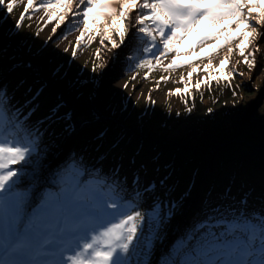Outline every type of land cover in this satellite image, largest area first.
I'll list each match as a JSON object with an SVG mask.
<instances>
[{
	"label": "rangeland",
	"instance_id": "1",
	"mask_svg": "<svg viewBox=\"0 0 264 264\" xmlns=\"http://www.w3.org/2000/svg\"><path fill=\"white\" fill-rule=\"evenodd\" d=\"M23 10L24 4L15 7L11 14L0 8V81L16 73L6 90V95L10 97V111L14 113V107L20 104L21 115L25 113L21 119L25 118L24 121L29 122L33 118L43 124L40 131L31 125L27 128L35 132L39 138L37 153L40 162L47 158L43 162L44 167L38 170L37 180L33 178L32 166H28L25 173L19 177L20 183L17 185L18 190H30L29 211L40 203L45 192L50 191L55 195L62 187H72L74 179L71 176H66L62 184L57 183L60 179L58 175L48 176V168L61 160H63L61 164L55 165L56 167L66 169L75 166L81 171L82 174L76 177L81 181V185L88 182L89 175L96 168L99 169L96 170L95 176H98L97 172L115 173L119 179H127V184L134 183L139 176L138 185L142 190L147 185H156L155 189L149 192L147 203L138 209L145 214V223L141 231L146 227L147 212L151 210L153 204L159 202L166 216L158 231L159 239L155 242L150 257L151 264H160L165 253L203 218L209 205L213 207L232 205L239 208L238 201L244 198L248 201L249 211L264 208V173L257 169L248 172V164L245 166L242 164L245 159H250L256 154L251 151L254 149L246 144L258 141L264 133V27L257 26L261 36L255 44L261 54L257 56L255 53L256 65L251 71L243 63L239 49L235 48L238 41H234V52L225 73L235 64L236 72L243 75L234 74V78H229L231 80L229 86L228 81L219 72H213L212 76L217 77L219 82L209 78L207 83H201L198 90L195 87L197 81L204 80L207 76V73L201 70L203 65L200 61L193 62V67L200 65V68L192 74L191 79L187 75L191 68L187 65L175 71L162 70L164 65L171 62L175 53H170L167 58L161 57L162 64L150 73L147 68L135 67L140 58L152 59L151 54L137 50L140 46L133 42L136 27H129L124 43L109 51L111 44L105 41L102 46L97 32V28L102 32L104 22L101 21L100 25L94 26L92 21H89L92 31L85 33L82 46L74 58L72 51L76 47L77 37L80 36V32L76 30L79 16L73 18L70 13L53 34L52 28L56 21L51 22L53 25L49 30V23L45 24L47 17L43 16V11H40L41 14L35 13L31 20L25 19L23 26L16 29L15 24ZM137 11L134 9L131 13L133 25ZM38 28H43L39 35L36 34ZM80 30L83 31L82 26ZM218 30L222 31L223 28ZM88 35H93L95 39L89 46L84 47L83 45L88 44ZM113 37L119 43V37L115 33ZM220 43L223 44V40ZM181 46L187 47L186 44ZM97 49H100V59H96ZM247 51L248 49L245 50L246 55ZM17 53L20 56H17ZM222 57L223 51L213 60V64H218ZM186 58L181 56V59ZM237 61L240 63L236 64ZM206 62L205 60L204 63ZM94 63H103L104 66L93 71ZM35 67L39 69L36 70ZM146 74L148 79H144ZM133 76L136 78L132 79ZM162 76L168 78L167 82L161 81L157 87L156 81ZM181 76L184 77V82H180ZM125 83L128 84L127 88L124 87ZM176 89H181L180 93L177 94ZM169 91L173 92L171 96L167 95ZM233 91L236 92L235 96ZM149 95L151 101L155 103L150 102ZM104 119L110 120L112 124L115 121L117 124L129 121L131 130L135 131H120L121 147L128 143L132 144V148L128 150L132 154L127 156V160H122L123 163L121 161L117 163L111 158L112 151L118 149V146L117 149L115 146V136L118 132L112 125L101 126L100 122ZM24 121L26 125L28 122ZM227 124H232L236 134L232 138L227 136L225 144L218 150L230 151V156L233 157L230 165L226 163L228 166H224L218 161L216 151L212 150V146L206 145L205 138H202L199 141L200 145L196 147L190 145L187 129L196 126L197 130L201 128L200 126H209L214 131L213 135L217 133L226 135L224 125ZM72 137L75 139L70 140ZM99 137L106 139L107 147L96 143ZM144 137L151 140L143 141ZM46 143L50 146L51 156L42 153V147ZM143 143L144 153L151 152L152 146L155 145L161 155L165 152L172 155L175 150L177 154L185 152L187 156H180L181 163L192 166L199 160L194 166V171H190V183L179 187L180 189L176 188L168 178L166 179L165 173L152 166L151 162L144 165L146 171H149V168L152 171L139 173L138 165L141 166L143 163L138 162V159L134 162L132 160L141 152L135 146ZM63 147L67 149L64 150ZM243 149L249 151L244 152ZM260 151L264 152V149ZM119 154L124 152L119 151ZM189 154L195 155L194 162H190ZM150 155L149 158L153 156ZM235 161H238L237 165ZM13 167L21 169L24 164ZM234 172H238V178ZM96 179L99 178H93ZM216 189L220 191L225 189V194L221 197L204 196L205 191L214 192ZM104 190L107 191L106 188ZM232 194L238 195L236 200L229 199V195ZM124 198L128 200L132 197ZM208 201H211V204H208ZM169 210L171 215H167ZM188 213L197 214L193 222L184 221Z\"/></svg>",
	"mask_w": 264,
	"mask_h": 264
},
{
	"label": "snow or ice",
	"instance_id": "2",
	"mask_svg": "<svg viewBox=\"0 0 264 264\" xmlns=\"http://www.w3.org/2000/svg\"><path fill=\"white\" fill-rule=\"evenodd\" d=\"M20 4H24V10L16 29L40 11L47 17L46 25L56 21L53 34L70 13L73 18L79 16L76 30L80 36L72 51L74 58L85 33L92 31L89 21L94 26L104 22L102 32L99 28L97 32L102 46L105 41L111 44L109 51L124 43L129 27H136L133 42L140 46L138 51L151 54L152 59L140 58L135 67L147 68L150 73L162 64L161 57L175 53L162 70L170 72L187 65L191 68L187 74L191 79L200 68V65L193 67V62L200 61L207 76L197 81L198 90L209 78L219 82L213 72H219L229 86V78H234V74L243 75L236 72L235 64L225 73L234 52V41H238L235 48L251 71L256 65L255 53L259 51L255 44L261 36L257 26L264 27V0H0V8L6 9L7 14ZM134 9L138 11L133 25ZM221 28L222 31L218 30ZM42 31L43 28H38L36 34ZM113 33L119 37V43ZM94 39L88 35V44L83 46H89ZM183 44L187 47H182ZM222 51L223 57L214 65L213 60ZM95 55L100 59V49ZM182 55L187 58L181 59ZM103 66L94 63L92 70ZM144 79H148L147 74ZM167 79L162 76L156 81L157 87ZM180 82H184L183 76ZM180 91L175 90L177 94ZM148 99L155 103L150 95ZM9 100L6 90L0 89V264H151L158 231L166 216L159 202L153 204L141 231L145 214L138 209L144 193L154 190L155 184L136 190L131 199L125 200L126 189L117 192L119 185L115 181L108 184L101 178L81 185L76 179L81 171L69 166L57 174L60 177L57 183L62 184L66 176H71L72 187H62L55 195L45 192L40 203L28 210L30 190H18L17 185L28 166H32L33 178L38 180L39 138L10 111ZM17 164L24 167L15 169L13 165ZM139 179L137 176L134 184ZM238 203L239 208L209 205L203 218L165 253L160 264H264V208L249 211L244 198ZM167 215H171V210Z\"/></svg>",
	"mask_w": 264,
	"mask_h": 264
},
{
	"label": "trees",
	"instance_id": "3",
	"mask_svg": "<svg viewBox=\"0 0 264 264\" xmlns=\"http://www.w3.org/2000/svg\"><path fill=\"white\" fill-rule=\"evenodd\" d=\"M17 57V56H16ZM44 72V71H43ZM99 102V100H98ZM125 104V102H124ZM99 109V107H98ZM139 109L137 108L136 111H138ZM106 123H108L107 125H112L113 129L118 132V135L115 136V146L117 150H113V154H112V158L113 159H122V160H127V156H131V152H128V150L130 148H132V144H125L123 147H121V134L120 131L122 130L123 132H135L133 130H131V126L129 121H125L123 122V126L118 125V124H112L109 121H107ZM106 124H102L101 126L105 127ZM201 128H198L196 130V126L193 129H187V137L188 140L190 142V145L192 147H196L197 145H200V140L202 138H205V142L207 143L206 145H210L212 146V150L216 151L217 155L216 158L218 159L219 162H221V164H223L224 166H228L230 165V160L233 159V157L230 156V151H228V149L226 150H218L221 146H223L225 144L226 141V137L227 136H234L236 134L235 129L232 128V124H227L224 125V132L226 133V135L224 133H217L215 135H213L214 131H212V128L209 126L203 127L200 126ZM193 130V131H192ZM136 134V133H135ZM222 134V136L220 135ZM136 136H138L136 134ZM180 141H182L181 139H179ZM106 139H103L102 137H99L96 140V143L98 144H103L104 148L106 146ZM108 142V141H107ZM95 143V144H96ZM181 144V143H179ZM252 144L254 146H256L259 149H264V133L262 136H260V138L258 139V141L254 142L252 141ZM107 147V146H106ZM119 147H120V151L124 152V154H119ZM138 150H140L141 152L138 154H136V158H134L132 161L134 162L136 159L142 160L140 162L143 163V165H141L140 168H146V164L148 162H151L152 166H155L156 168L160 169L163 173H165V177L166 179L168 178L170 180V182L173 184V186H175L176 188L180 189L181 187L187 185L188 183H190L191 180V175H190V171H194V166L196 164V162L198 163L199 160L195 159V155L194 154H189L188 157L190 158V162H194L192 166L185 164V163H181L180 160L178 159L176 160V156L178 158H180L181 155L187 156L185 152L181 151L180 153H176L177 150H175V152L172 155L167 154V152L163 153L162 155L160 154L158 147L153 145L152 146V151H151V155L153 154V158H149V157H144L143 154L144 153V143L143 144H137L135 146ZM156 149V150H155ZM230 150V149H229ZM104 151V149H103ZM244 152H247L249 150H245L243 149ZM252 152H255L257 154V158L258 160L256 162H252L250 161V159H245L242 164L243 166L247 165L248 168V172L251 171L252 169H257L258 171H261L264 173V152L262 151H255V150H251ZM115 153V154H114ZM137 153V152H136ZM158 154V156H156ZM160 155V156H159ZM120 156V157H119ZM163 156V157H162ZM145 158V160L143 159ZM227 160V161H226ZM238 161H235V164L237 165ZM228 165H225V164ZM145 164V165H144ZM149 171H152L150 168L148 169ZM144 173L145 172H149L146 171L145 169L142 170ZM235 176L238 178V172H234ZM235 177V180H236ZM180 187V188H179ZM204 196L206 198L211 197L212 195L215 197H221L225 194V189L223 191H220L219 189H216V191H205L204 192ZM238 195L237 194H232L229 195V199L234 200ZM236 200V199H235ZM208 204H211V201L207 202Z\"/></svg>",
	"mask_w": 264,
	"mask_h": 264
},
{
	"label": "bare ground",
	"instance_id": "4",
	"mask_svg": "<svg viewBox=\"0 0 264 264\" xmlns=\"http://www.w3.org/2000/svg\"><path fill=\"white\" fill-rule=\"evenodd\" d=\"M37 13H39V14H41L42 12H37ZM52 25H53V23H49L48 24V29L49 28H51L52 27ZM49 30H51V29H49ZM137 31H135V33H136ZM261 54V51H258L257 52V56H259ZM35 69L36 70H38L39 69V67H35ZM17 74L16 73H12V74H10V75H8V76H6V77H4V78H2L1 79V81H0V89H4V90H7L8 89V86H10L11 85V83H12V79H14V77L16 76ZM9 108H10V103H9ZM14 113L17 115V116H19L20 115V120L23 122L24 120H25V118L24 119H21L22 118V116L23 115H25V113H23V115H21V110H20V104L19 105H17V106H15L14 107ZM27 120H29V118L27 117ZM24 122H28V121H24ZM30 122V123H29ZM27 124H26V127H28L29 125H31V126H35V128L37 129V131H40V129L43 127V124H41V123H39V121H35L33 118H32V120L31 121H29ZM100 122V121H99ZM107 121H102V122H100V125H102V124H108V123H106ZM33 129V128H32ZM35 133V132H34ZM36 134V133H35ZM130 133H128V135H129ZM73 139H75V137H72L70 140H73ZM148 140H151L149 137L147 138V137H144L143 138V141H148ZM49 148H50V146L46 143V144H44V146L42 147V153L43 154H45V155H49V156H51L50 154H49ZM63 149L65 150V149H67V147L65 148V147H63ZM119 151H120V149H119ZM152 151V150H151ZM113 152V151H112ZM48 153V154H47ZM113 154V153H112ZM115 154V153H114ZM149 154H151V152H148V153H145L144 154V157H148V155ZM47 158H45V159H43V161L42 162H40L39 161V164H40V167H39V169L41 170V168H43L44 167V164H43V162L46 160ZM178 159H180V158H178V157H176V160H178ZM258 160V158H257V154H255V155H253L252 156V158H250V161H252V162H256ZM63 160H61V161H58V163H54L53 165H51L49 168H48V170H49V174H48V176H56L58 173H60L62 170H63V168H59V167H56L55 165H57V164H61V162H62ZM138 162H140V161H142V160H140V158L137 160ZM49 166V165H48ZM138 167H141L140 165H138ZM97 169H99V168H96V169H94L93 170V172H92V174L91 175H89V179H88V181H90V180H93V178H99V179H101V178H104V179H106L107 180V183L108 184H111V183H113V181H115L118 185H119V187L117 188V192H120V189L121 188H125L126 189V191L123 193V195L124 196H128V197H132L133 195H134V192L136 191V190H141L142 191V189H141V187H140V185H138V184H134V183H130V184H127L126 182H128V180L127 179H124V180H121V179H119L118 178V175H115V173H106V174H99V172H97L98 173V176H95L96 175V170ZM59 177V176H58ZM52 179V178H51ZM47 180V179H46ZM245 181H247V180H245ZM70 187H71V184L69 185ZM149 192H145L144 193V196H143V201H142V203L140 204V206H143L145 203H147V201L149 200ZM196 213H194V214H191V213H188L187 214V216L185 217V220L184 221H187V222H193V220L195 219V217H196Z\"/></svg>",
	"mask_w": 264,
	"mask_h": 264
},
{
	"label": "water",
	"instance_id": "5",
	"mask_svg": "<svg viewBox=\"0 0 264 264\" xmlns=\"http://www.w3.org/2000/svg\"><path fill=\"white\" fill-rule=\"evenodd\" d=\"M21 52H23V51L21 50ZM246 145L249 146L250 148H253L254 150H256V149L259 151L262 150V149L257 148L256 146H254L252 143H247Z\"/></svg>",
	"mask_w": 264,
	"mask_h": 264
}]
</instances>
